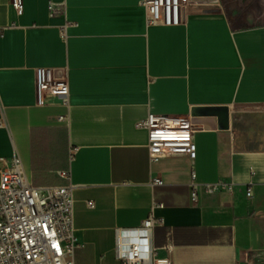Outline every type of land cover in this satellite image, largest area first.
I'll list each match as a JSON object with an SVG mask.
<instances>
[{
	"label": "crops",
	"instance_id": "1",
	"mask_svg": "<svg viewBox=\"0 0 264 264\" xmlns=\"http://www.w3.org/2000/svg\"><path fill=\"white\" fill-rule=\"evenodd\" d=\"M23 2L18 16L0 0V170L19 157L35 187L71 172L76 263L121 264L117 229L156 204L157 258L264 264V25L238 23L224 0H181L175 26H149L142 0ZM38 68L67 81L68 105L37 104ZM150 113L191 119L194 160L151 161L137 127ZM193 172L235 185L201 186L194 202Z\"/></svg>",
	"mask_w": 264,
	"mask_h": 264
},
{
	"label": "built area",
	"instance_id": "2",
	"mask_svg": "<svg viewBox=\"0 0 264 264\" xmlns=\"http://www.w3.org/2000/svg\"><path fill=\"white\" fill-rule=\"evenodd\" d=\"M18 16L24 13L23 0H10ZM149 26H175L181 22V0H142ZM51 15L55 4H49ZM14 26V25H13ZM65 31V30H64ZM63 31V32H64ZM69 85L57 77L51 68L36 69L37 104L44 106L52 99L69 104ZM0 122V127H2ZM147 131L148 150L152 162L169 156H187L194 160L196 148L194 127L189 117L157 115L150 113L137 124ZM59 176L67 185L35 187L26 177L22 160L12 159L11 164L0 170V264H77L79 244L75 237L74 190L71 172L61 171ZM153 185H163L154 179ZM234 183L202 184L192 173V197L195 202L201 186L209 194L231 192ZM247 197H254L253 183L247 188ZM90 208L94 202H88ZM139 227L120 228L116 231L115 253L121 264H172L169 259H159L154 246V231L164 224L153 215Z\"/></svg>",
	"mask_w": 264,
	"mask_h": 264
},
{
	"label": "rangeland",
	"instance_id": "3",
	"mask_svg": "<svg viewBox=\"0 0 264 264\" xmlns=\"http://www.w3.org/2000/svg\"><path fill=\"white\" fill-rule=\"evenodd\" d=\"M227 14L238 23L264 25V0H224Z\"/></svg>",
	"mask_w": 264,
	"mask_h": 264
}]
</instances>
